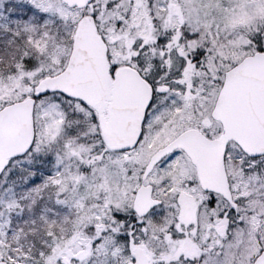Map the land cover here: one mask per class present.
Here are the masks:
<instances>
[{
  "label": "snow or ice",
  "instance_id": "1",
  "mask_svg": "<svg viewBox=\"0 0 264 264\" xmlns=\"http://www.w3.org/2000/svg\"><path fill=\"white\" fill-rule=\"evenodd\" d=\"M0 264H264V0H0Z\"/></svg>",
  "mask_w": 264,
  "mask_h": 264
}]
</instances>
